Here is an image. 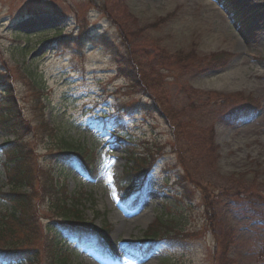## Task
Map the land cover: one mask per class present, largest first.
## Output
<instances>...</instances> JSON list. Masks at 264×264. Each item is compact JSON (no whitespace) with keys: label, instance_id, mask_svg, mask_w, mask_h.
<instances>
[{"label":"rangeland","instance_id":"rangeland-1","mask_svg":"<svg viewBox=\"0 0 264 264\" xmlns=\"http://www.w3.org/2000/svg\"><path fill=\"white\" fill-rule=\"evenodd\" d=\"M7 97L19 138L0 132V181L23 145L112 243L50 230L39 198V264H264V0H0V114ZM159 152L126 195L127 157ZM159 218L171 240L151 250Z\"/></svg>","mask_w":264,"mask_h":264},{"label":"trees","instance_id":"trees-1","mask_svg":"<svg viewBox=\"0 0 264 264\" xmlns=\"http://www.w3.org/2000/svg\"><path fill=\"white\" fill-rule=\"evenodd\" d=\"M8 98V97H7ZM9 100V101H8ZM6 105L7 111L0 114V129L13 134L16 139L19 138V128L17 123L13 122V107L12 101L8 98ZM257 106L244 107V112L251 113ZM44 126L48 131L45 137H53V128ZM63 154L76 155L83 164H89L86 157L79 146L69 142L67 139L60 138ZM60 143V144H61ZM7 162L5 165L6 184H0V203L10 205V211L0 212V261L3 259L10 262L19 260L20 264L26 262L27 264H39V249L32 245L34 239L31 237L30 217L36 214V201L41 198L42 201H47L48 209L51 211L52 216L56 218V224L67 226L71 232H84L90 233L95 227L86 223L83 219V206L78 202L79 196L67 190L59 179L56 178L53 170L48 168L44 175V170L39 171L36 165V156L31 150H25L23 145L14 143L13 148L6 154ZM89 158V157H88ZM145 158V159H144ZM155 154L148 156L134 155L127 157V167L125 168L124 180H140V174L145 175L147 169L155 162ZM89 162L93 159L89 158ZM143 160L141 166L139 161ZM145 160V161H144ZM41 172V175H40ZM43 180V184L39 183ZM8 186V190H4ZM41 187V189L39 188ZM5 200V202H1ZM35 203V204H34ZM159 224L152 226L146 232L148 238H151L154 243L163 239H171L168 236H163L162 226L165 224L162 218L158 220ZM50 230L57 232V228L52 224H48ZM105 230V229H103ZM48 231V229H47ZM108 231V230H107ZM60 255V254H59ZM58 257V255H56ZM219 262L227 264L229 261L224 257V253H219ZM56 257V259H57ZM61 257V255H60ZM225 260L223 261V259ZM18 261V262H19ZM56 263V262H55ZM56 264H67L66 260L57 262Z\"/></svg>","mask_w":264,"mask_h":264},{"label":"bare ground","instance_id":"bare-ground-1","mask_svg":"<svg viewBox=\"0 0 264 264\" xmlns=\"http://www.w3.org/2000/svg\"><path fill=\"white\" fill-rule=\"evenodd\" d=\"M260 9V8H259ZM249 10H251V9H248L247 11H249ZM252 13H255L254 11H252ZM245 14H246V12H245Z\"/></svg>","mask_w":264,"mask_h":264}]
</instances>
